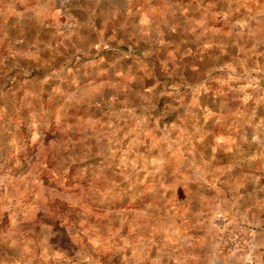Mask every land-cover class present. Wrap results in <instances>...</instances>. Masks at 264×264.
<instances>
[{
    "label": "rangeland",
    "instance_id": "374dc122",
    "mask_svg": "<svg viewBox=\"0 0 264 264\" xmlns=\"http://www.w3.org/2000/svg\"><path fill=\"white\" fill-rule=\"evenodd\" d=\"M0 264H264V0H0Z\"/></svg>",
    "mask_w": 264,
    "mask_h": 264
}]
</instances>
